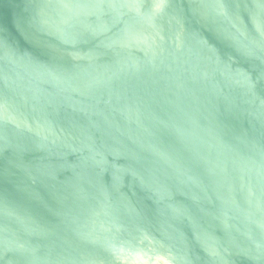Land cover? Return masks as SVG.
<instances>
[{
    "label": "water",
    "instance_id": "water-1",
    "mask_svg": "<svg viewBox=\"0 0 264 264\" xmlns=\"http://www.w3.org/2000/svg\"><path fill=\"white\" fill-rule=\"evenodd\" d=\"M0 264H264V0H0Z\"/></svg>",
    "mask_w": 264,
    "mask_h": 264
}]
</instances>
